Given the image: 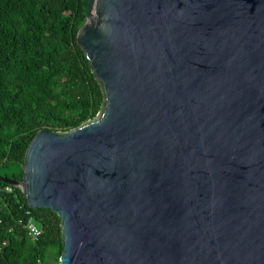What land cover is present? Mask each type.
Segmentation results:
<instances>
[{
  "label": "water",
  "instance_id": "95a60500",
  "mask_svg": "<svg viewBox=\"0 0 264 264\" xmlns=\"http://www.w3.org/2000/svg\"><path fill=\"white\" fill-rule=\"evenodd\" d=\"M77 44L98 113L0 175L58 264H264V0H88Z\"/></svg>",
  "mask_w": 264,
  "mask_h": 264
},
{
  "label": "trees",
  "instance_id": "16d2710c",
  "mask_svg": "<svg viewBox=\"0 0 264 264\" xmlns=\"http://www.w3.org/2000/svg\"><path fill=\"white\" fill-rule=\"evenodd\" d=\"M87 5L0 0L1 176L22 179L26 149L39 130L67 131L98 113L103 93L77 44ZM28 218L41 229L36 239L25 229ZM62 252L57 214L30 209L20 188L0 181V264H58Z\"/></svg>",
  "mask_w": 264,
  "mask_h": 264
},
{
  "label": "built area",
  "instance_id": "2783aa9c",
  "mask_svg": "<svg viewBox=\"0 0 264 264\" xmlns=\"http://www.w3.org/2000/svg\"><path fill=\"white\" fill-rule=\"evenodd\" d=\"M25 229L33 239H36L41 234V229L37 226L32 218H28V220L26 221Z\"/></svg>",
  "mask_w": 264,
  "mask_h": 264
},
{
  "label": "rangeland",
  "instance_id": "374dc122",
  "mask_svg": "<svg viewBox=\"0 0 264 264\" xmlns=\"http://www.w3.org/2000/svg\"><path fill=\"white\" fill-rule=\"evenodd\" d=\"M8 174V173H7Z\"/></svg>",
  "mask_w": 264,
  "mask_h": 264
}]
</instances>
